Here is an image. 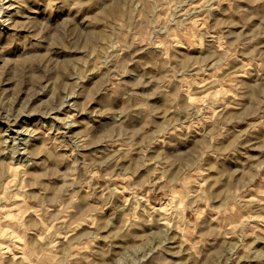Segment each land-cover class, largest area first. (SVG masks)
Instances as JSON below:
<instances>
[{"label": "rangeland", "instance_id": "rangeland-1", "mask_svg": "<svg viewBox=\"0 0 264 264\" xmlns=\"http://www.w3.org/2000/svg\"><path fill=\"white\" fill-rule=\"evenodd\" d=\"M0 264H264V0H0Z\"/></svg>", "mask_w": 264, "mask_h": 264}, {"label": "bare ground", "instance_id": "bare-ground-1", "mask_svg": "<svg viewBox=\"0 0 264 264\" xmlns=\"http://www.w3.org/2000/svg\"><path fill=\"white\" fill-rule=\"evenodd\" d=\"M28 141V140H27ZM26 142V141H25ZM14 149V148H13Z\"/></svg>", "mask_w": 264, "mask_h": 264}]
</instances>
